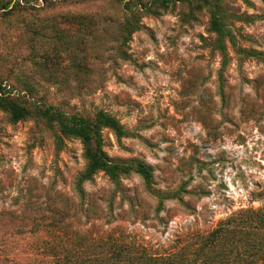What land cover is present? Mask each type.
<instances>
[{
	"label": "rangeland",
	"instance_id": "374dc122",
	"mask_svg": "<svg viewBox=\"0 0 264 264\" xmlns=\"http://www.w3.org/2000/svg\"><path fill=\"white\" fill-rule=\"evenodd\" d=\"M15 1L0 0L1 93L29 113L0 107V264H131L264 211V0H219L223 53L201 0ZM48 105L113 115L127 133L102 128V149L149 179H83L82 142L35 114Z\"/></svg>",
	"mask_w": 264,
	"mask_h": 264
},
{
	"label": "trees",
	"instance_id": "16d2710c",
	"mask_svg": "<svg viewBox=\"0 0 264 264\" xmlns=\"http://www.w3.org/2000/svg\"><path fill=\"white\" fill-rule=\"evenodd\" d=\"M155 1L164 8L169 0ZM201 1L208 7L209 29L218 35L217 47L223 53L225 50L223 37L229 34V30L221 22L222 6L219 0ZM19 2L20 0H16L14 3L19 5ZM125 10L127 16L123 27L127 29L130 25L133 30L135 26L131 21L136 18L139 9L132 11L127 5ZM1 90L0 84V107L9 112L11 119L17 120L29 113L25 107L4 97ZM35 114L49 123H55L61 133L74 136L82 142L87 159L83 179H88L97 170L104 171L113 182L117 181L119 174L131 170L139 172L144 179H149V168L144 164L116 163L111 161L102 149L100 133L102 128L110 129L117 137L127 133L119 121L108 112L99 109L93 117H86L67 114L48 105L36 110ZM189 247V249L180 248L175 252L156 256L136 248L127 259H130L131 264H264V211L261 209L239 211L227 220L219 222L206 235L199 236L197 241ZM123 251L122 248L118 250V258L124 257ZM115 264L124 263L118 261Z\"/></svg>",
	"mask_w": 264,
	"mask_h": 264
}]
</instances>
